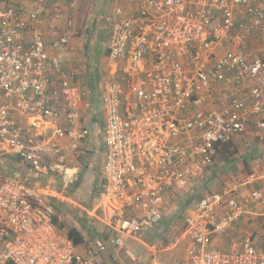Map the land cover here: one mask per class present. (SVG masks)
<instances>
[{
    "label": "built area",
    "instance_id": "built-area-1",
    "mask_svg": "<svg viewBox=\"0 0 264 264\" xmlns=\"http://www.w3.org/2000/svg\"><path fill=\"white\" fill-rule=\"evenodd\" d=\"M136 4L137 14L116 21L109 41L110 58L126 80L109 83L103 99L106 161L99 205L118 246L124 236L151 233L163 219V197L204 174L220 148L250 127L264 131V58L241 46L255 28H264V0ZM42 13L36 9L31 21ZM27 25L14 10L0 11V150L13 152L40 175L58 174L69 186L79 172L61 148L27 141L11 115L39 113L60 125L62 114L54 105L61 100L66 126H58L57 137L90 135L78 128L76 90L65 79L54 84L50 71L58 62L45 40L36 35L29 47L21 43ZM220 85L241 97H231L223 110H208ZM43 156L57 161L43 162ZM196 211L186 219L190 264H264V175L252 173L205 196ZM54 217V207L36 189L0 173V264H97L94 254L82 255L60 235ZM250 218L258 219V233L232 249L213 246V240L227 238L233 224Z\"/></svg>",
    "mask_w": 264,
    "mask_h": 264
},
{
    "label": "crops",
    "instance_id": "crops-1",
    "mask_svg": "<svg viewBox=\"0 0 264 264\" xmlns=\"http://www.w3.org/2000/svg\"><path fill=\"white\" fill-rule=\"evenodd\" d=\"M38 8H43V13L37 21H31L30 15ZM9 9L28 24L19 35L25 47L33 43L36 35L45 40L50 58L58 62V69L50 71L54 84L59 86L65 79L76 90L78 128L89 130L90 135L83 140L57 137L58 126H66L67 106L61 100L54 105L62 114L60 125L43 114L13 111L11 115L23 128L27 141L56 143L67 164L76 168L79 175L74 184L64 186L58 174L40 175L9 150H0V173L36 189L54 207L60 235L68 237L70 229L77 230L83 242L74 245L76 251L94 254L97 264H190L186 219L196 215L197 205L205 196L231 188L234 182L252 173L264 175V131L250 127L226 145L228 148H220L214 164L204 174L192 179L186 188L175 187L163 197V219L151 233L138 238L124 236L123 245L118 246L114 243L116 232L106 225L99 205L106 161L103 99L109 83L126 80L121 65L110 58L109 41L116 21L137 14L136 0H0V11ZM104 41L108 42L106 47ZM241 46L264 58V28H255ZM231 97H241V93L220 85L205 108L223 110ZM0 101H4L1 92ZM42 160L57 161L50 156H43ZM260 186L263 184L253 187ZM257 220L250 218L233 224L227 238L213 240V246L234 248L260 231Z\"/></svg>",
    "mask_w": 264,
    "mask_h": 264
},
{
    "label": "trees",
    "instance_id": "trees-1",
    "mask_svg": "<svg viewBox=\"0 0 264 264\" xmlns=\"http://www.w3.org/2000/svg\"><path fill=\"white\" fill-rule=\"evenodd\" d=\"M228 146H226V147L228 148ZM54 222L57 223V216L55 217ZM68 237H69L70 240H72V242L74 243L75 246H78L79 244H81L83 242V239H82L80 233L77 230H75V229H70L69 230Z\"/></svg>",
    "mask_w": 264,
    "mask_h": 264
},
{
    "label": "rangeland",
    "instance_id": "rangeland-1",
    "mask_svg": "<svg viewBox=\"0 0 264 264\" xmlns=\"http://www.w3.org/2000/svg\"><path fill=\"white\" fill-rule=\"evenodd\" d=\"M107 43H108V42H105V41H104L103 45L106 47Z\"/></svg>",
    "mask_w": 264,
    "mask_h": 264
}]
</instances>
